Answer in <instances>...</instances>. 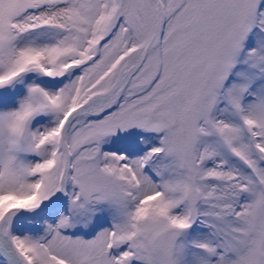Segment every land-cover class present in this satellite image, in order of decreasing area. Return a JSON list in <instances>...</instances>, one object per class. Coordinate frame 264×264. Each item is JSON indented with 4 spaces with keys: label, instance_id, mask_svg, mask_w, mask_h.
<instances>
[{
    "label": "snow or ice",
    "instance_id": "obj_1",
    "mask_svg": "<svg viewBox=\"0 0 264 264\" xmlns=\"http://www.w3.org/2000/svg\"><path fill=\"white\" fill-rule=\"evenodd\" d=\"M0 264H264V0H0Z\"/></svg>",
    "mask_w": 264,
    "mask_h": 264
}]
</instances>
